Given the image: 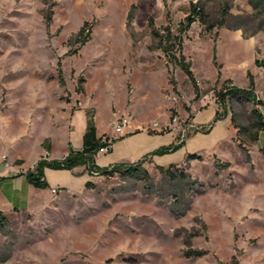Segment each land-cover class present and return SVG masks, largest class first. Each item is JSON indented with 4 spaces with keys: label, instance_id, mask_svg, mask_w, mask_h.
<instances>
[{
    "label": "rangeland",
    "instance_id": "1",
    "mask_svg": "<svg viewBox=\"0 0 264 264\" xmlns=\"http://www.w3.org/2000/svg\"><path fill=\"white\" fill-rule=\"evenodd\" d=\"M191 1L212 29L196 20L179 33ZM149 17L159 33L167 26L180 34L198 96L157 47ZM254 57L264 65V8L248 0H0V167L20 154L31 168L48 136L58 145L67 135L65 105L93 108L107 133L112 110L184 141L192 114L208 106L229 123L178 152L174 165L196 180L187 206L155 190L162 175L149 161L142 166L150 192L141 176L91 175L88 188L48 192L31 210L4 214L0 264H264V132L251 100L234 94L221 105L215 96L226 79L246 86L248 73L261 87L264 68ZM75 111L78 130L87 113ZM192 148L200 158L186 162ZM192 249L202 253L186 256Z\"/></svg>",
    "mask_w": 264,
    "mask_h": 264
},
{
    "label": "crops",
    "instance_id": "2",
    "mask_svg": "<svg viewBox=\"0 0 264 264\" xmlns=\"http://www.w3.org/2000/svg\"><path fill=\"white\" fill-rule=\"evenodd\" d=\"M258 63H260V60L254 57V65H257L259 69L264 68V65L259 66ZM262 73L263 82L261 83V87H258L255 84L253 77H251V79L254 91H261L263 93L264 71ZM247 85L249 86V83ZM247 85L242 88H247ZM65 106H68V108L63 111V114L67 119H69L66 137L58 140V145H55V147H58L57 150L50 142V137L48 136L45 138L42 144L45 148L38 153L36 158L33 160L32 167L28 169H33L34 164L41 157L46 159H61L70 149L81 150L83 147H96L99 143V138L102 135H112L111 132L107 133L106 131L99 130V123L95 120V110L92 108V114L90 113V108H87L86 106L79 107L86 109L87 117L81 127H79L78 130H75L71 123L73 122V118L76 114L75 110L79 108L72 109L71 105ZM66 110H68V112H66ZM216 112H219L217 105H212L202 109L201 111L193 113L191 122L199 125L201 128L206 125H211V128L207 133L200 131L193 132V134H191L186 141L190 142L196 138L204 139V137L209 134L213 135L217 134V132H223L227 126H229V123L217 120L213 125L210 124V122L213 121ZM116 113L117 112H115V110H112L111 114L106 119L108 125ZM262 115L264 118V114ZM89 126H92V130L88 131L86 138H84V134L88 130ZM263 132L264 130L258 131L260 136ZM113 137L114 141L110 151L106 153L96 151L93 155L95 164L98 167L109 168L117 163L134 162L141 159L145 155L148 156L147 162L149 161L154 165L166 167L180 161L178 152L183 150L186 143V141H184V145L181 148L171 153L149 155L151 151L162 146H167L173 143L175 139L172 134L150 133L146 131L144 128L140 127V124L139 122H136V119L133 121L131 119L124 135H115ZM190 150V152L183 153L182 157L187 153H194L198 151L197 148H192ZM0 156L2 160L4 155L1 154ZM9 159L11 162L8 167H0V211L3 214H6L13 209H17L19 211L31 210L37 204H40L43 198H46L48 192H51V189L73 192L76 189L85 187V183L91 180L92 174L86 170L84 165H78L72 169H51L46 167L43 169V179L47 183V186L44 188H37L30 184L25 176V172L28 169H25L24 160L21 155L17 154Z\"/></svg>",
    "mask_w": 264,
    "mask_h": 264
},
{
    "label": "trees",
    "instance_id": "3",
    "mask_svg": "<svg viewBox=\"0 0 264 264\" xmlns=\"http://www.w3.org/2000/svg\"><path fill=\"white\" fill-rule=\"evenodd\" d=\"M249 4L254 8L257 9L259 7L264 8V0H248ZM198 20L201 24L205 25L206 29H212L214 27L213 24H209L205 20V14L203 8L197 4L196 2L191 1L190 11L185 18V22L179 24V33H183L187 30L190 25ZM149 27L151 28V33L153 36L158 37V44L157 47L160 48L167 58V63L172 64L173 66L179 67L187 76L189 81L191 82L194 88L195 97L199 95L198 85L194 78L193 72L190 68V62L185 58L183 53L181 52L182 41L181 36L179 35H171L169 28L165 26L163 28V32L159 33L158 29L154 26L153 20L151 17L148 19ZM87 25L86 22L82 24L79 30L74 35V39H78L82 34L85 26ZM173 39V41H171ZM85 39H82L80 43L84 42ZM177 45V52L176 55L173 51L174 46ZM250 78L249 86L247 88L238 87L232 84L230 79H226L224 81V85L215 92V96L217 98V102L219 104H224L226 97L240 94L245 98L251 100L254 104V107L251 109L252 115L255 117L256 120V130L257 132L263 130L264 128V118L262 113L259 111L257 105L260 104V101L256 99L254 94V89L252 87L253 82L251 79L250 74L248 73ZM58 80L60 84H62V77L60 70L58 69ZM264 94V90H263ZM220 118L218 112H216L213 122ZM232 122V119H231ZM211 125L209 128L204 129L203 127L198 130L200 132L207 133L209 132ZM92 130V126L88 127V130L84 134V138H86L88 131ZM105 135H102L103 137ZM100 137V138H101ZM100 138L99 143L96 147H83L81 150H73L70 149L68 153L61 159H46L41 157L36 161L34 164L33 169H28L25 172V176L30 184L37 188H44L47 186V183L43 179V169L44 168H51V169H72L78 165H84L86 170L92 174L95 172L96 175H103V176H111L114 173H117L122 176H129V175H136L141 176L144 180V188L146 192H150L152 189V181L151 178L146 171V169L142 166V163L147 161L148 156L145 155L141 159L137 161L130 162V163H117L109 168H101L95 164V160L93 155L97 151L98 147L100 146ZM257 140V137H254ZM184 144V140L180 139L179 137L175 138V141L167 146L159 147L149 153V155H162L166 153H171L180 148ZM193 158H200V155L196 153H188L185 156L186 162L189 159ZM223 165H227V163H222ZM156 168L162 175V182L159 184L156 191H165L167 194H171L172 197H175L178 203H182L187 206L189 199L185 197V193L191 189V186H195L196 180H191L189 175L183 171V169H179L174 164H170L167 167H163L160 165H156ZM93 175V174H92ZM90 181L85 183V187H89ZM184 206V207H185ZM7 224V219L5 215L0 211V225ZM202 251L192 249L185 251L186 256L192 255H200Z\"/></svg>",
    "mask_w": 264,
    "mask_h": 264
},
{
    "label": "built area",
    "instance_id": "4",
    "mask_svg": "<svg viewBox=\"0 0 264 264\" xmlns=\"http://www.w3.org/2000/svg\"><path fill=\"white\" fill-rule=\"evenodd\" d=\"M256 99L260 101V104L257 105L259 111L264 114V94L262 93L260 96L259 95H255ZM131 121V116L129 113H124L118 116H114L111 120H110V127L112 130V135H105L103 137L100 138V146L98 147L97 151L98 152H102V153H106L108 151H110L113 141H114V137L115 135L118 136H122L125 134L129 124ZM153 124H156V122H153ZM201 127L195 126L192 124V122L188 123L185 128L182 129V136L185 133L188 132H195L200 130ZM93 175H96L95 172H92ZM51 192L53 194L57 193L56 189H51Z\"/></svg>",
    "mask_w": 264,
    "mask_h": 264
}]
</instances>
